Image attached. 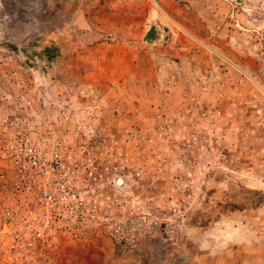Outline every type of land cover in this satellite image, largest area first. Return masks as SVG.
I'll use <instances>...</instances> for the list:
<instances>
[{
    "label": "rangeland",
    "instance_id": "obj_1",
    "mask_svg": "<svg viewBox=\"0 0 264 264\" xmlns=\"http://www.w3.org/2000/svg\"><path fill=\"white\" fill-rule=\"evenodd\" d=\"M0 264H264V0H0Z\"/></svg>",
    "mask_w": 264,
    "mask_h": 264
},
{
    "label": "built area",
    "instance_id": "obj_2",
    "mask_svg": "<svg viewBox=\"0 0 264 264\" xmlns=\"http://www.w3.org/2000/svg\"><path fill=\"white\" fill-rule=\"evenodd\" d=\"M23 150V149H22ZM24 154L23 156H16V158H14V162L17 164L20 172L24 171L26 172L27 171V168L29 166L30 163H32V165L34 164V166H39V167H42L40 164H44L48 166V168H56V169H59V165H61V160L59 159V161L57 159H54V161H52V163H47V161L45 160H41L32 150V147H25L24 150H23ZM62 184V187L64 186L63 183H61L60 181H56V178H55V182L53 183H49V189H45L43 191V196H44V201L47 202V204L49 203H56L57 204H65V202H63L62 200L63 199H60L61 198V193L59 192V187L58 185H61ZM53 189H56L57 192H55ZM68 194H69V191H68ZM64 195V194H62ZM67 196V193L65 194ZM52 205V204H51ZM71 207L69 204H65V208H69ZM45 213L48 214V213H57L58 212V216L62 213L59 211V208H55V207H52V206H48L45 204ZM50 210V212H49Z\"/></svg>",
    "mask_w": 264,
    "mask_h": 264
},
{
    "label": "water",
    "instance_id": "obj_3",
    "mask_svg": "<svg viewBox=\"0 0 264 264\" xmlns=\"http://www.w3.org/2000/svg\"><path fill=\"white\" fill-rule=\"evenodd\" d=\"M155 30H156V28L154 26H152L151 29L146 32V34H145L146 41H151L152 39H154ZM165 30H168V28L166 27Z\"/></svg>",
    "mask_w": 264,
    "mask_h": 264
},
{
    "label": "trees",
    "instance_id": "obj_4",
    "mask_svg": "<svg viewBox=\"0 0 264 264\" xmlns=\"http://www.w3.org/2000/svg\"><path fill=\"white\" fill-rule=\"evenodd\" d=\"M48 50H49L48 48L45 49L46 52H48Z\"/></svg>",
    "mask_w": 264,
    "mask_h": 264
}]
</instances>
